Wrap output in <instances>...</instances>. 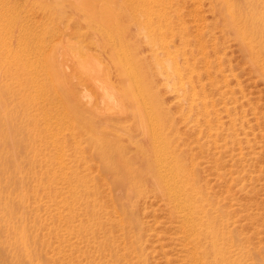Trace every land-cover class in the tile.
I'll return each mask as SVG.
<instances>
[{"label":"rangeland","instance_id":"1","mask_svg":"<svg viewBox=\"0 0 264 264\" xmlns=\"http://www.w3.org/2000/svg\"><path fill=\"white\" fill-rule=\"evenodd\" d=\"M14 1L19 6L12 11L10 9L5 12L6 8L0 7V14H4V17L0 18V59H6L9 63L14 60L21 61L20 64L29 65L22 69L24 74L33 71L39 73L53 67L62 72L66 70L70 77L73 73L71 80L73 85L77 86V96L82 92L74 76V73L77 74L79 59L98 58L105 67L111 68L119 62L117 53L124 51V62L132 64L135 62L133 58L138 57L141 63L151 66L166 60L165 53L173 55L176 49L181 48V34L191 42L189 47L184 48L186 51L180 61L181 66L191 69V73L185 69L184 80L198 89L194 93L196 95H193L195 102H201L199 107L190 111L188 106L183 107L178 101L177 93L165 92L162 89L157 91L156 98L166 97L164 100L167 106L172 107V119L169 122L174 123L171 135L172 138L175 137L173 143L176 152H180V158L186 163V173L198 182L204 200L214 208L210 213L217 216L215 220L218 218L219 221L217 220L216 224L222 220L228 228L226 237L228 241L231 240V249L237 251L235 255L239 257L240 263L264 264V79L256 71L252 56L242 50L240 43L223 26L213 2ZM106 107L102 110L105 115L93 113L89 107L79 118L82 122H91L93 127L101 128L88 129L87 133L83 131L87 135H83V132H80V135L78 128L74 127L72 130H66L62 124L54 127L56 125L52 123V128L54 127L53 131L57 134H62L58 137L62 138H59V142L63 143L64 163L68 160L65 164L74 167L86 184L90 181L88 184L93 185V189L87 192L78 184L81 192H84V198H87L86 195L92 197L98 194L100 199L110 206V200L125 201L126 186L123 188L117 184L116 175L102 169L94 147L86 140L88 136L96 133L115 142V135L124 139L133 129L128 128L129 118L125 121V116L119 115L118 112L113 115L106 114ZM19 111L17 110L18 116L24 121L25 112L22 109ZM106 118H109L108 121H104ZM94 121L99 123L95 124ZM137 125L138 122L133 127L137 128ZM102 130L103 133L100 132ZM70 131L77 137L78 149L71 146L74 139L68 134ZM50 140L45 138L48 149L43 145L40 152L43 161L35 166L41 175L49 169L45 160L49 155L53 156L52 152L47 151ZM27 142L26 140L19 144H23V147L16 146V143L11 145L21 151V156L16 150L17 153H14L12 158L21 165V171L19 169L20 173L13 172L16 184L14 185V182L11 185L14 191L13 206H16L15 228L12 231L0 222V264H111L107 250L111 243L106 242L105 246L95 243L97 239H101L102 233L97 232L91 237L76 227L72 233L66 232L67 217L61 220L53 216L56 211L54 208L66 205L60 202L61 197H57L54 202L56 204L48 202L46 194L48 191L49 195L53 194L57 187L59 191L66 192L69 182L59 180L52 183L49 189H39L35 196L36 201L30 195L32 188H35L32 187L35 184L32 173L30 175L28 170L32 167V163L29 164L28 161L33 152L30 145L33 144ZM71 159L74 166L69 164ZM53 167L52 170L56 173L58 168L55 165ZM52 170L45 175L50 180L55 177ZM152 190L146 191L143 199L132 197V200L136 201L139 228L129 223H126L127 228L123 230L115 225L107 228L110 238L113 239L112 250L118 256L113 264L137 263L140 253L138 249L141 250L142 246L147 264H193L192 244L185 240L166 198ZM22 191L30 196L25 203H21L15 195L16 192L18 195ZM215 207L219 208V211ZM127 208L130 210L128 205L126 210ZM74 209L75 217L69 222L73 226L76 225L78 217L82 218L81 206L74 204ZM109 216L115 220L123 218L120 211H112ZM23 227L26 228L28 242H22L17 234ZM54 231H59L58 235L61 237ZM132 232L138 237V243H134L129 237ZM14 239L20 242L15 243ZM132 242L136 246L135 249L131 247Z\"/></svg>","mask_w":264,"mask_h":264},{"label":"bare ground","instance_id":"2","mask_svg":"<svg viewBox=\"0 0 264 264\" xmlns=\"http://www.w3.org/2000/svg\"><path fill=\"white\" fill-rule=\"evenodd\" d=\"M210 2L216 6V13L221 18L223 26L240 43L242 50L252 56L251 59L256 71L264 79V0H210ZM1 6L6 8L5 12H9L10 9L12 11L19 5L14 0H0ZM0 15L2 19L4 14ZM179 43L181 48L176 49L173 55L165 53L167 59L163 62L157 61L158 63L153 64L154 66L151 65L152 67L150 64L146 66L141 63V59L138 57L133 58L135 62L132 64L124 62L122 59V56L126 54L124 51L117 53L119 62L111 68L105 67L104 63L102 64L100 61L101 59L97 60L98 58H93V55L91 56L92 60L79 59L80 62L76 68L77 74L74 73L78 82L77 85L80 84L82 90V92L77 90L78 96L75 90L77 86H74L71 80L73 73L70 77L66 70L62 72L53 67L39 73L29 71V74H24L22 69L26 66L29 67V65L20 64L21 61L14 60L13 63H9L6 59H0V222L3 226L9 227L12 231L15 228L14 208L16 206H13L14 191L11 189V185L14 182V185L16 184L14 181L16 177L13 172L20 173L21 165L12 158H14V153L20 154L21 152L16 146L20 147L23 144L20 146L19 144L27 140L33 144L30 145L33 152L28 161L29 164L32 163V167L28 170L30 175L32 173V178L35 181L32 187L35 188H32L30 195L35 199L39 189H49L52 183L59 180L64 183L69 182L66 192L59 191L57 187L53 194L49 195V191L46 194L48 202L54 203L57 197H61L62 201L60 202H64L66 205V207L54 208L53 210L56 211L53 216L59 217L61 220L67 217L66 232L72 233L76 227L91 237L97 232L102 233L101 239H97L95 243H98V246H105L106 242L111 243L107 246L111 264L118 256L112 250L113 239L110 238V231L107 228H112L115 225L123 230L127 228L126 223L139 228L136 201L132 200V197L137 200L143 199L146 191L151 189L153 192L156 190V193H160L166 198L167 204L179 222L185 240L192 244L191 260H193V264H241L239 257L237 258L235 255L237 251L231 249L229 243L231 240L228 241V237H226L228 228L222 220L216 224L217 216L210 213V210L214 208L204 200L203 191H201L198 182L186 173V163L180 158V152L179 154L176 152L173 143L175 137L172 138L171 135V131H174L172 130L174 123L170 124L169 122L172 119L170 116L172 107L167 106L166 100H164L166 97L156 98L157 91L162 89L165 92L177 93L178 101L183 107L188 106L190 111L196 110L201 103L200 101L195 102L194 95L196 94L194 93L198 89L189 81L184 80L187 66H181L180 61L181 56L186 51L184 48L189 47L191 42L189 43L186 37L181 34ZM30 66L32 65L30 64ZM186 70L191 73V69ZM189 95L192 98L188 97ZM89 107L93 113L98 115L100 113L105 115L102 110L106 107V114L112 113L111 115H113L118 112L119 115L125 116V119L123 118L125 121L130 119L128 128H132L133 131H127V136L125 134L124 139L116 137L113 133L116 140L111 142L107 139L109 137L105 138V136L101 137V135L93 133L86 140L94 147L98 160L102 164V169L115 174L117 184L123 188L126 186L124 202L121 199L110 200L111 205L109 206L107 202L100 199L98 194L92 195V197L85 194L87 198H84V192H81V187L78 184L82 185V189L87 192L93 189V185L88 184L89 180L87 185L82 176H79L77 171L73 169L74 167L71 165L68 167L65 164L68 160L64 163L63 143L59 142L61 136L58 137L62 134H57L53 128L62 124L66 130H72L73 127L78 128L79 133L83 131L87 133L88 129L93 130L94 127L101 129L98 126L93 127L91 122L79 120ZM20 109L25 112L24 121L18 116ZM107 119L109 118L104 119V121H108ZM113 119L115 118L113 117ZM23 122L26 124H22ZM136 122L139 125L134 128ZM52 123L56 125H53V128ZM103 131L100 132L103 133ZM84 132L83 135H87ZM68 134L74 139L72 144L70 143L71 146L77 148V137L72 131ZM65 136L63 135V137ZM46 137L51 139L47 151L53 153V156L49 155L48 159L45 160L50 169L46 173L51 172L54 168L53 165L58 168L56 171L58 174L52 170V175L54 174L55 177L51 180L49 177H45L46 173L41 175L35 168L36 164H41L43 161L40 157L43 145L48 149L47 143H45ZM79 141L81 142V140ZM62 142L65 141L62 140ZM15 143L14 152L11 145ZM80 149L82 148L80 147ZM78 157L80 156L78 155ZM82 161L84 162V160ZM69 162L72 164L73 160ZM15 189L17 188L15 187ZM2 191L4 192L2 193ZM26 193L22 191L17 195L16 192L15 195L21 203H25L30 197ZM74 204L81 206L82 214L80 217L82 216V218L78 217L76 225L73 226L69 222L75 217ZM126 205L129 206L130 210L128 208L126 210ZM110 209L111 211H109ZM215 209L219 211V208L215 207ZM112 211H120L123 218L119 220L110 218L109 215ZM58 232L56 231L55 234L58 235ZM17 234L22 242L27 241L25 227L19 230ZM58 237H61L60 234ZM129 237L134 243H138L139 239L133 232ZM229 237L231 238L230 235ZM20 240L14 239L15 243L20 242ZM133 242L131 247L135 249L136 246ZM138 252L140 253L135 264H141V262L147 264L144 247L142 246L141 250L138 249Z\"/></svg>","mask_w":264,"mask_h":264}]
</instances>
